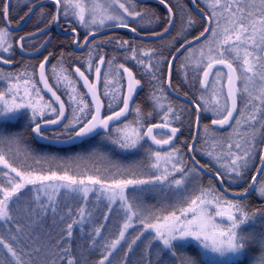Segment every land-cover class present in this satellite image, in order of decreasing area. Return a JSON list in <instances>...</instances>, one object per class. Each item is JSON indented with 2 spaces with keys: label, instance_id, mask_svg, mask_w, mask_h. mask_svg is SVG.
<instances>
[{
  "label": "snow or ice",
  "instance_id": "snow-or-ice-1",
  "mask_svg": "<svg viewBox=\"0 0 264 264\" xmlns=\"http://www.w3.org/2000/svg\"><path fill=\"white\" fill-rule=\"evenodd\" d=\"M52 2L55 6V15L52 17L54 21L58 22L60 16L65 18L71 16L77 23L85 27L96 26L99 28L108 22H113L116 27L128 28L130 27L129 18L143 21L146 17L151 19L154 16L147 10L137 9L133 0H52ZM159 2L167 6L166 0H159ZM196 2L197 0H193V3ZM10 3L11 0H3V3H0V16H3L5 20V26L0 27V53H9L12 49L10 29L7 27ZM208 7L211 12L206 18L207 26L194 39L199 41L201 37H205V34L210 33V38L207 41V55L203 48L200 50L201 63L205 59L207 61L202 69L203 79L200 83L205 89L211 87L213 91L209 100H204L203 104L196 103L197 125H199V110L203 107L207 111L209 110L208 105L212 104L211 111L216 117L212 119V125H218L220 128L232 127L233 124L247 126L248 131L245 133L247 138L243 143L232 142L231 137L217 140L213 136L212 139L215 141L213 148L218 147L220 151H209L207 154L214 157L219 163L215 179L220 183L224 182L225 177L229 178L230 182L243 179L250 168H255L251 183L248 188L244 189L241 196L246 198V194L251 189L264 199V181L258 180V177L264 174V150L261 148L264 145V0H208ZM168 12V26L163 29L164 33H167L169 28L175 24L173 8L168 7ZM194 23L195 21L189 16L186 26L191 27ZM136 30L135 27L131 28L133 32ZM185 30V25H182L181 32ZM72 31L75 33L76 29L73 28ZM88 35H94V33L89 31ZM157 35H162V33H157ZM19 39L24 41L26 38L20 37ZM74 42L79 43L78 41ZM87 43L86 36L85 44ZM117 43L120 47L128 45L133 53L131 58L140 65H145V61L136 54L137 49L131 47L128 41H118ZM190 44L191 41L185 40L180 48H185ZM141 52L143 56L147 57H151L153 54V51L141 50ZM172 59L174 60L175 57ZM3 62L8 63L9 60L4 59ZM45 62L39 66L40 82L54 99L46 101L41 95V88L37 87L30 76L24 78L26 74L21 73L16 76V83L10 85L6 92H0V121L15 120L22 109L30 110L31 121L34 125L32 132L46 139L42 130L43 126L60 124L66 117L65 102L48 83L45 75ZM106 63L111 65L112 61H106L102 55L98 56L93 68V60L91 54L89 55L88 70L95 71L96 82H90L85 72L81 71L79 67L75 68V72L83 79L84 85L92 97L91 105L94 106V111H86L90 109V104L83 97L79 99L75 95L70 97L78 107L73 108L72 119L63 127L65 130L74 129V137H87L97 129L107 131L110 121L119 120L129 112L130 102L133 100L137 86L140 85V80L136 79L133 72L123 64L119 65L122 73L117 70L116 79L110 80L109 73H102V67ZM171 64L170 60L169 77ZM216 65H223L227 71L222 69L213 71ZM145 66L149 70L156 67L150 62ZM123 74H126L127 77L126 92L125 85L121 82L124 79ZM102 75L105 89L103 95L107 97L111 92L112 100H118L122 104L118 111L107 116L101 115L104 105L97 90V84ZM210 76L214 79L210 80ZM155 78L153 74V79ZM238 82H240V86H238ZM21 84L23 85V95H21ZM169 86H171L170 78ZM225 88L226 93L224 92ZM154 99L158 103L160 97L154 96ZM238 100L243 107H238ZM54 104H58V108ZM108 107L112 108L111 101ZM160 108L161 123L152 124L146 128V131H142L144 124L142 119L138 118L125 125L124 129H116L117 136L112 139V143L125 150L142 147L140 142L145 138L150 139L156 145L170 144L179 131L177 127L171 126L172 121L180 120L182 112H178L171 104L167 108L160 105ZM135 111L140 117L139 107H136ZM77 113L82 115H77ZM49 114H54L55 118L44 119ZM155 129H169L170 134H167L166 138H157V135H154ZM205 130L207 131V126ZM69 138H73L72 134H69ZM21 143L22 137L19 133L0 130V165L7 170L2 173L7 179L0 182V222L15 226L14 229L9 228L7 235H0V246H3L7 254L11 256V259H8V256L5 255L3 260H0V264H59V261H66V264H80L79 260L71 256L70 246L64 247L60 241L65 239V235L67 238H71L73 226L83 223L85 217L90 216L91 212H86V209L81 206L75 213L79 216V220L72 219L74 213L71 208L65 215H60L61 209L57 198L69 193L75 194L73 199L79 197L85 202L90 193L96 194L97 198L103 195L109 201L107 206L109 211H111V206L118 201L120 207L126 211L122 230L119 231L117 238L104 245L107 254L103 256L99 264H105V261L109 260V256L113 255V250L125 239V231L132 226L133 217L140 219V223L144 225L145 229H152L155 232L152 239L159 241L162 245L157 250L159 255H162L165 250L175 255L178 244L174 242L194 241L204 250L202 255L207 264H227L226 258L230 255L235 258L231 264H237L240 257L253 248L256 251L252 253L251 264H264V234H261L257 239L254 233H245L242 229L243 225L254 222L258 216L264 218V208L249 212L247 205L240 199L225 198L223 193L217 191L211 183L208 187H200L187 195L181 193L178 204L165 215H157L151 209H143L129 203V198L126 195V189L129 186L139 187L167 182L169 187L175 186L177 190H181L185 188L189 176L193 180L199 178L198 168H187L182 158L177 159L179 149L173 148L171 152L166 153L150 152V158H154L150 167L160 169L161 162L165 165L160 175H155L150 179L113 178L109 183L100 176L81 177L70 175L67 171L63 174H58L55 171L41 174L35 170L24 169L22 166H14L10 159L6 158L3 147L7 145L11 152L12 146L15 145L19 152ZM188 150L194 152L198 149L193 143L188 145ZM257 155L259 156L258 166L254 163ZM192 159L195 164H199L194 156ZM10 173H14L15 176L10 177ZM175 173L181 174L179 179L175 178ZM169 177L172 179L169 180ZM257 184H259L258 188ZM28 186H32V188ZM61 189L64 190L63 193ZM49 212L54 217V225L56 216H59L60 222L66 225L61 229L59 237L52 245L58 247V251L55 252L51 251L50 247L42 245L39 239L31 237L25 232V227L21 226L22 221L26 218L46 217ZM145 212L147 215H143ZM104 219L107 220L108 217L105 216ZM68 220L71 222H67ZM101 227L94 229L93 236L100 235ZM142 235L143 232L131 240L127 246L128 251L132 250V245L136 244ZM24 236H28L32 242V252L28 254V260L23 258V249L18 248V245L25 244ZM49 239L51 240V237ZM209 253L221 259H213L208 255ZM183 264H198V262L193 257L187 256Z\"/></svg>",
  "mask_w": 264,
  "mask_h": 264
},
{
  "label": "rangeland",
  "instance_id": "rangeland-1",
  "mask_svg": "<svg viewBox=\"0 0 264 264\" xmlns=\"http://www.w3.org/2000/svg\"><path fill=\"white\" fill-rule=\"evenodd\" d=\"M197 4L200 5L202 8H204L206 10V13H208V15L210 14L211 10L208 7V0H197ZM63 19L71 21L73 25H75V27L80 29V31H82L85 34H88L89 31L94 32V31L103 29L107 26H114L113 22H108V24H106L105 26H101L99 28H97L96 26L85 27L77 23V21L73 19L71 16H69L68 18H65L63 16ZM209 38H210V33L202 41L187 48L183 52V54L179 56V58L177 59L175 63V67H174L176 77L177 79H179V84L181 86L182 85L185 86V84H187L189 79L194 80L195 84L190 90V93L192 96H194L195 100L201 104L204 103V100H209L211 98L212 91H213L211 87L205 89L204 87H202L200 83L201 79H203L202 69L207 63L206 59L203 60V62L201 63L200 50L203 48L205 51V55H207V48H208L207 41L209 40ZM12 51L10 50L9 53H0V54L4 56H11L13 53ZM213 55H215V52H213ZM53 56L55 57V53L49 52L44 56L43 59L47 57V61L49 62L50 58ZM21 65L23 66L24 69L20 70L18 68H13V67L9 69L0 68V92H6L8 88L10 87V85L16 83V76L21 73L26 74L24 78H27L28 76H30L37 85L36 77L35 76L33 77V74L32 73L30 74L29 71L26 70V68L24 67L25 63L23 62ZM85 69L87 73L91 74L92 82H96L95 71L94 70L89 71L88 66L85 67ZM217 69H221V68H217ZM33 73L35 74V70L33 71ZM47 74H48V79L51 85L54 87L56 91L58 90L60 92L58 93L61 95V97L63 95L62 98L69 108L67 122L65 123L67 124L73 117V108L78 107L77 103L72 101L70 97L74 95L77 96V99H79L80 97H83V99L86 102H87V99L85 95L82 94L81 91L79 90V86H78L79 83L77 79L75 78L74 74L69 73L66 69L65 70L62 69L60 65H58L57 59H55L53 64H50L47 70ZM109 79L112 80V77H109ZM209 79L213 80L214 77L210 76ZM103 80H104V77L102 75L100 82L97 84L98 90L101 89L102 93H104V90H105ZM122 83L125 85L124 90H126V77L125 76H124ZM238 86H240V82H238ZM73 89H75V91H73ZM138 89H139V85L137 86L136 91L134 93H136ZM224 92L226 93L225 89H224ZM21 95H23V85L22 84H21ZM41 95H43L42 92H41ZM154 96L160 97L158 103L154 99ZM102 97L105 100L104 102L106 103V107L109 112L118 111L119 108L122 107V104H120L118 100H112L111 92L109 96L106 97L102 95ZM149 97H150L149 104L152 105L151 109L153 111V114H155L156 117L158 118L156 123L162 122L160 105H163L164 108H167L171 103H172L171 105L174 106V108L178 112H182L180 120H173L172 124H174L175 122H178V124L183 122L184 117H185L184 115H186L187 110L185 109L184 111H182L180 108L179 109L176 108L175 102L165 92L163 93V91H160V90L153 91L149 94ZM201 97H203V99H201ZM44 99L46 101L48 100L45 96H44ZM110 101L112 103V108L108 107V104ZM238 106L243 107V105L241 104L239 100H238ZM136 107H139L140 109V112H141L140 117H138L135 111ZM211 107H213V105L209 104L208 105L209 110L207 111L204 110L203 107L201 108L204 119L200 123V128H199L198 141L200 139L202 143H201L200 149L198 150V155L202 159H204L207 163L214 166V168L218 170L219 163L214 159V157L209 156L207 154L209 151H216V152L220 151L218 147L215 149L213 148L215 141L212 139V137L215 136L217 140H221V138L223 137H231L232 142L243 143L244 140L247 138L245 133L248 131V129L246 125L242 124L240 126H236L233 124L232 127H224L225 130L221 131L220 133L214 131L213 129L215 128L212 126L211 121L212 119L216 117L214 113L211 111ZM86 111H91V108ZM148 114L149 113L144 112L143 106H141L135 100H133L130 106V109H129V113L123 120L110 125L109 130L107 131L102 129L100 131L96 130L93 134L91 133L92 134L91 136H94L96 132H99L98 133L99 136L96 138V140L106 142V144L109 145L108 148L110 149L111 152L108 149L107 151L104 150V151L97 152V151H92L91 149L87 148L86 149L87 151H85L84 149H80L79 151H73V152L67 151L61 156L59 155L49 156V155L36 154V152L31 150V148H28L25 144L20 145L19 152H17L15 145L12 146L11 152L8 150L7 145H5L3 149L7 150L8 152L14 155L18 153H21V155L23 154L22 156L23 159L26 160L29 164L33 163L34 165H36V169L39 170L38 172L41 171L40 172L41 174H47V173H43L42 170L44 169V167L46 168L48 166L49 168L52 165L50 169L48 170L49 172L55 171L58 174H63L65 171H67L70 175H78L81 177L87 176V175L100 176L106 182H109V183L111 182L113 178L133 179L134 178L133 175H135L136 176L135 179H150L155 175H160L161 172L163 171V168L165 167L163 162H161L160 169H154L150 167L151 163L154 162V158H150V152H154V151H160L161 153H166V152H171L173 148L179 149V153L177 154V159L182 158L187 168L194 167V165L190 162L187 156L188 145H190L192 138L188 142L186 139L183 138L182 135L180 136V140H177L178 142L176 141V143H174L173 147H169V148L165 147L160 150H155L151 148L145 139L140 142L142 147H137L136 149H130V150L121 149L118 145L112 143V139L117 136L116 129H124L125 125L130 124L133 121H136L138 118L142 119V122L144 124V128L142 129V131H145L146 127L150 124V122H147L148 118L146 117V115ZM77 115H82V114L77 113ZM18 116L26 117L25 119L27 120L26 121L27 125H29L30 127V134H31L32 126H33L32 121H31V111L22 109L21 113L18 114ZM54 117H55L54 114H49V115H46L44 119H52ZM194 120H195V114H194ZM194 120H193V126H194ZM4 121H7V120H4ZM4 121H0V130L6 131L5 126H4L5 125ZM206 126H207V131L205 130ZM72 130H73L72 128H69L67 131H65L67 134V137H69V134H72V136L74 135ZM53 132L54 131H51L48 134H52ZM259 132H260V129L258 126V134ZM155 135H157V138H161V137L166 138L167 136L166 134L159 133V132H157ZM182 141L185 143L184 148L181 147V144H180ZM92 143L90 142V144ZM76 146H73V147H76ZM262 147L263 145L261 146V148ZM68 148H71V147H68ZM68 148H64V149H68ZM112 148L119 151L121 154H124L127 156L114 154V151ZM193 156L195 157L194 153H193ZM57 164H58V167H56ZM255 164L257 166L259 165V159ZM168 167L170 168V165H168ZM0 170L7 171L6 169H3L2 165H0ZM253 174H255V169L253 170ZM174 175L176 179H179L181 176L180 173H175ZM9 176L14 177L15 174L10 173ZM171 179L172 177H169V180ZM258 180L264 181V174H261ZM225 182L228 184V185H224L225 188L233 193H243L244 189L248 188V185L250 183L249 180L247 182H243L242 179L230 182L229 178L227 177L225 179ZM209 183H211L217 191L221 192L218 188L217 182H215L214 179L204 176L199 171V178L196 180H193L191 176H189L188 182L186 183L185 188L181 190H177L175 186L169 187L168 183L165 182L164 184L155 183V184L141 185L139 187L129 186L128 189H126V195L129 198V203L138 205L143 209H151L150 206L153 201H156L155 203H158L161 201L164 206H167V208H170L169 206L174 207L178 204V201L181 198V193H183L184 195H187L189 193L196 191L200 187H204V188L208 187ZM28 187L32 188V186H28ZM256 187L258 188L259 184H257ZM61 192L63 193L64 190L61 189ZM74 195L75 194L69 193L65 195L64 197L73 198ZM61 197H58L57 200H59ZM133 197H135V199H133ZM225 198L229 200H238V199L229 198L227 196H225ZM246 198L250 199V200H243V203L247 205L248 211L254 207L253 206L254 204L256 205L257 208L259 207L264 208V199L259 197L256 191H253V193L247 196ZM76 200L80 207L82 206L86 209V212H91L90 216L85 217L83 223H77L78 228L81 229V231H83L84 229L82 228V226L87 225L88 227H90V230H91L90 233L93 234L94 229L96 227L102 226L100 235L94 236V237L101 238L103 247L107 242H110L112 239L117 238L118 233L120 230H122V226L126 219V211L125 209H122L120 207L119 201L113 204L111 206V211H109L107 207L109 204V201L103 195H100L99 198H97L96 194L90 193L89 198L86 202L80 199L79 197H76ZM152 212L157 215L166 214L165 212L161 210L158 212H154V211ZM143 215H147V213L145 212L143 213ZM105 216L108 217L107 220L104 219ZM76 219L79 220L78 215ZM95 220H97L98 222H96L92 226ZM152 222H155V221H152ZM131 223H132V226L125 231V239L121 241L120 245H118L115 250H113V255L109 256V260L105 261V264L111 261L112 258H117L116 255H119L121 253H122L121 259L117 258L118 261H121L120 264H149V261H151V264H183V261L185 257H187V255H183L184 253L182 252L181 245L188 244V243L197 244L194 241L174 242L178 244V246L175 249V255H173L172 252L168 250H165L162 255H159L157 250L161 248L162 245L159 241L152 239V237L155 235V232L152 229H145L144 225L140 223V219H138L137 217H133V220ZM242 229L244 230L245 233H254L256 235V238L259 239L261 234H264V218H260L258 216L254 222H248L245 225H243ZM141 232H143V235L141 236L140 240H138L136 244L132 245L131 251H128V247H127L128 244L131 242L132 239L135 238V236H137ZM0 248L6 251V249H4L3 247H0ZM106 254L107 253H105V255ZM211 255H214V254H211ZM226 259L227 261H231L235 258L231 257L230 255ZM246 264H251V258Z\"/></svg>",
  "mask_w": 264,
  "mask_h": 264
},
{
  "label": "trees",
  "instance_id": "trees-1",
  "mask_svg": "<svg viewBox=\"0 0 264 264\" xmlns=\"http://www.w3.org/2000/svg\"><path fill=\"white\" fill-rule=\"evenodd\" d=\"M134 2V1H133ZM135 6L139 10H147L149 14H154L151 19L149 17H146L143 21L138 20H132L129 18V25L130 27H135L138 33L141 34H155L162 32L165 27H167V20H168V14L164 10L163 7H161L157 3L153 2H144V3H137L134 2ZM166 3L169 7L173 8L174 10V20L175 24L173 26L172 31L165 37L155 40V41H141L136 39L132 34L126 31H117L115 33H111L109 35L97 38L93 41V51H94V60L98 56L104 55L105 48L110 46V53H114L113 60L115 63L119 66L120 64H123L125 67H128L134 74L135 78L140 80V90L137 93L135 101L144 107L145 113H151V115H146L147 122L156 123L157 117L155 114H153L152 111V105L149 104V94L153 91H163L164 90V83H165V77H166V71H167V64L172 56V54L176 51V49L185 42V40H189L197 35L200 34V32L203 31L204 28V22L197 16H195L188 4V0H166ZM191 17L195 23L191 27L186 26V21L188 17ZM182 25H185L186 30L181 32ZM179 34V35H178ZM118 41H128L129 45L131 47H135L137 49V55L139 58L143 59L145 61V65H148L149 62L152 65H155L156 67L149 70L145 65H140L137 63L136 60H133L131 57L133 53L130 51V48L128 45L124 47H120L117 43ZM104 47V48H103ZM141 50L144 51H153V54L151 57L143 56ZM69 52H64L61 61H69L73 58ZM125 57H128L127 59ZM147 58V59H146ZM57 59L56 56L54 57V60ZM16 63L22 64L26 61V59L17 58ZM176 63V62H175ZM175 67V64H174ZM173 67V77H172V88L176 90L179 93H182L184 95L189 96L193 101L197 103L194 96L191 95L190 90L192 89L194 83V80L189 79L187 84L180 85L179 79H177L175 70ZM66 70L72 74L70 67H66ZM119 70V69H117ZM116 70V71H117ZM116 74V73H115ZM153 74L155 75V79H153ZM34 77V75H33ZM112 80L116 79V75H111ZM122 82V81H121ZM181 87H180V86ZM184 87V88H183ZM57 92H59L57 90ZM101 97L103 95L101 89H100ZM60 93V92H59ZM60 95V94H59ZM63 97V95H62ZM103 99V98H102ZM172 99V98H171ZM175 102L176 108H180L182 111L185 109L187 110L186 115H184L183 122L179 123L175 122L172 124V126L178 127L180 129V136L182 135L184 139H186L188 142L191 140L193 136V120H194V111L192 108L187 106L186 104L177 101L175 99H172ZM104 109L109 113L106 103L104 102ZM88 102V101H87ZM89 103V102H88ZM90 104V103H89ZM26 117L18 116L15 120L10 121H4L5 123V129L8 132L13 133H19L22 137V143L25 144L28 148H31L36 154L41 155H49V156H55V155H63L67 151H79L80 149H86L89 148L92 151H107L109 145L106 144L104 141H98L96 138L99 136V132H96L94 136L86 137L83 139V141L80 143V145L76 147H71L68 149L64 148H57L50 145H44L37 143L33 140L30 134V127L27 125ZM204 119L202 114V120ZM201 120V122H202ZM214 131L220 133L221 131L225 130L222 129H213ZM64 128L60 130L54 131L51 136H60L64 137L67 136ZM71 133V132H70ZM66 134V135H64ZM90 142L92 144H90ZM201 140L197 142V145L195 146L196 149H200L201 147ZM113 149V148H112ZM4 150V149H3ZM198 150L194 152L195 158L207 169L217 172V169L214 168V166L207 163L204 159H202L198 155ZM114 154L116 155H122L127 156L124 154H121L119 151L113 149ZM6 152L7 158L10 159V162L14 164V166L17 167H23L24 169H31L35 171H39L36 169V165L33 163L29 164L26 160L23 159V154H12L8 152L7 150H4ZM111 152V151H110ZM258 155L256 157V160L254 163L258 161ZM37 160V159H36ZM52 166V165H51ZM50 166V167H51ZM50 167L48 166L42 170L43 173H48ZM58 167V164L56 165ZM42 168V167H41ZM255 168H250V170L245 174L244 178L242 179L243 182H247L250 177L253 174V170ZM41 170V169H40ZM41 172V171H40ZM3 171L0 170V182L5 181L7 178H5L2 175ZM134 178H136L135 175H133ZM226 177L224 178V185H228L225 182ZM215 181V180H214ZM27 191V189H25ZM250 198V197H249ZM241 202L243 200H250L248 198L240 199ZM156 201H153L150 208L154 212L163 211L167 214V212L171 211L173 207L169 206L170 208H167V206H164L163 203L160 201L158 203H155ZM59 206H60V215H65L69 208L72 209L74 215L72 219H76L77 215L76 210L79 206L76 199L73 198H66L62 196L58 200ZM254 207L249 210V212H253L257 209H262L261 207L257 208L256 205H253ZM53 215L51 212L47 214L46 217H39V216H33L31 219H25L22 221V227H25V232L31 235L33 238L39 239L40 243L46 247H50L51 251L55 252L58 251V247L52 246L55 242V240L59 237L61 229L65 228L66 225L62 222H60L59 216L55 217L56 224H53ZM67 222H71V220H68ZM98 222L95 220L92 224V226ZM91 226V227H92ZM12 227L14 229V225H8L3 222H0V235H7L9 228ZM83 231L78 228V224H75L73 226V236L71 238H67L65 235V239L61 240L60 243L64 247L70 246V253L71 256L77 260L80 261V264H99V261L103 258L105 255V248L103 247V244L101 242V238H95L93 234L90 233V227L87 225L82 226ZM23 235V234H21ZM51 237V240L49 239ZM25 244H27V247H25V244L18 245V248L23 249V258L25 260L29 259V255L32 252V242L28 239V236H24ZM3 247V246H0ZM183 255L191 256L193 257L198 264H207L205 259L203 258V249H201L198 244L188 243V244H182L181 245ZM256 251L255 248L246 251L240 259L237 261V264H246L251 256L252 253ZM7 255L8 259H11V256L7 254L6 251L2 250L0 248V260H3L4 256ZM182 255V256H183ZM209 256L213 257V259H221L219 257H216L215 255L208 254ZM117 258L121 259L122 253L119 255H116ZM184 257V256H183ZM55 258V257H53ZM117 258L111 259V264H120L121 261H118ZM130 258V257H129ZM232 261V260H231ZM231 261H227V264H231ZM59 264H66V261H59ZM109 264V262L107 263Z\"/></svg>",
  "mask_w": 264,
  "mask_h": 264
},
{
  "label": "flooded vegetation",
  "instance_id": "flooded-vegetation-1",
  "mask_svg": "<svg viewBox=\"0 0 264 264\" xmlns=\"http://www.w3.org/2000/svg\"><path fill=\"white\" fill-rule=\"evenodd\" d=\"M41 1H43V0H11L10 8H9V16L7 18L9 26L10 27H18V26L22 25V23L25 20L29 11L37 3L41 2ZM0 3H3V0H0ZM197 7L201 12H203L204 14H206L208 16V13H206V10L204 8H202L198 4H197ZM53 15H55V6L53 3L49 2V3L40 4L34 10L31 17L29 18L28 22L23 27H21L18 30H11L10 29V36H11V42H12L11 51L13 50L12 51L13 53L11 56H4V55L0 54V57H2L3 59L9 60L10 65L9 66L0 65V68L9 69V68L13 67V68H18L20 70L24 69L20 63H16L17 58H22V59H26V61L24 62L25 63L24 67L26 68V70L29 71L30 74L32 73L36 77V69H37L38 65L42 62H45V59H43L44 56L49 52H51V53L53 52V53H55V56L57 58L58 65H60V67L62 69L65 70L67 66L70 67L71 72L74 74L75 78L77 79V81L79 83L78 84L79 90L81 91L82 94L85 95L87 101L90 103L91 111H94V107H93V105H91V101L88 99V97L86 95L84 87L81 83V78L75 72V68L79 67L81 69V71L85 72V75L88 77L89 81L92 82L91 74L87 73L85 67L88 66V60H89L90 54H91V57L93 60V68L95 67V64H96V60H94V51H93V45H92L93 41L97 38L109 35L111 33H115L117 31H123V30L108 32V33L102 34V35L97 36V37L89 38L88 34H85L82 31H80V29L75 27V25H73V23L71 21L63 19V16H60V18L57 22V21H54L52 19ZM4 26H5L4 17L0 16V27H4ZM56 26H57V28H56ZM204 26H205V22H204ZM107 27H111V26H107ZM107 27H105V28H107ZM73 28L76 29L75 33L72 31ZM105 28H103V29H105ZM103 29H100V30H103ZM42 30H46V31L44 33L38 35V36L24 40L21 43L23 45L22 49L25 51L34 52L38 49H42L41 52H39L36 56H33V57H25V56L21 55L17 49V46H16L19 38L33 34V33H36L38 31H42ZM100 30H97V31H100ZM97 31H94V32H97ZM86 36L88 39L87 44H85V37ZM74 41H78L79 43H76ZM110 48H111L110 46L106 47L105 53H104V55H102V56H104L106 61H112L111 65L106 63L102 67V72L103 73H109L110 74L109 77H111V75H116L115 74L116 70L119 69V66L113 60L115 54L110 53ZM64 52H69L70 54H72L71 56H73V58L69 61H64V62L61 61V57H62ZM54 61H55L54 56L50 58L49 62L46 61V63H47V68H46L47 79H48V74H47L48 67L50 66V64H53ZM34 70H35V74L33 73ZM119 72L122 73V69H119ZM123 76L126 77V74H123ZM126 84H127V77H126ZM171 85H172V80H171ZM97 90H98V88H97ZM139 90H140V85H139V89L137 90V92L133 94V100L136 99V96H137V93ZM99 91H100V89L98 90V93L100 94ZM125 92H126V90H125ZM100 98L103 101V99H102L103 97H101V94H100ZM132 101L130 102V106L132 104ZM65 106L67 108V117H68V113H69L68 109L69 108H68L66 103H65ZM130 106H129V109H130ZM112 113L113 112L107 113V111H105L104 106H103V116L111 115ZM127 114L114 123H117V122L123 120L127 116ZM66 122H67V119L64 122V124ZM114 123L109 124V126L114 124ZM63 125H61L56 130L62 129ZM56 130H54V131H56ZM72 131L74 134V129ZM50 132L51 131L45 132V134L50 135V134H48ZM92 134H89V136H87V137H90ZM54 137H60V136H54ZM64 137H67V136H64ZM64 137H61V138H64ZM85 138L86 137H84L83 139H85ZM83 139L81 140V142L83 141ZM177 140H180V129L176 133V136L171 141V143L166 145V148L173 147L174 143H176ZM80 143H79V145H80ZM180 144H181V147H183V148L185 147V143L183 141ZM251 177L249 179L250 183H251ZM258 179H259V177H258Z\"/></svg>",
  "mask_w": 264,
  "mask_h": 264
},
{
  "label": "water",
  "instance_id": "water-1",
  "mask_svg": "<svg viewBox=\"0 0 264 264\" xmlns=\"http://www.w3.org/2000/svg\"><path fill=\"white\" fill-rule=\"evenodd\" d=\"M137 3H144V2H153V3H157L159 4L161 7L164 8V10L167 12L168 14V17H169V12H168V5L165 6L164 4H161L159 2V0H133ZM53 3L52 0H43L39 3H37L30 11L29 13L27 14L25 20L23 21L22 25L18 26V27H10L9 24H7V27L11 30H18L20 29L21 27H23L29 20V18L31 17L32 13L34 12V10L40 5V4H44V3ZM188 4H189V7H190V10L192 11L193 14H195L197 17H199L200 19H202L204 22H205V26L206 25V18H207V15L204 14L203 12H201L197 6H196V3H193V0H188ZM57 28V26H56ZM173 27L169 28V31L167 33H164L163 31L160 32L162 33V35H157V34H152V35H145V34H140L138 33L137 31L133 32L131 31V27H128V28H123V27H116V26H111V27H107L103 30H100V31H97V32H94V35H89V38H93V37H97V36H100L102 34H105V33H108V32H113V31H117V30H123V31H127L129 33H131L135 38L141 40V41H155V40H158V39H161L165 36H167L171 31H172ZM46 30H42V31H38L36 33H33V34H30V35H27V36H23L27 39H30V38H33L35 36H38L42 33H44ZM208 34H205V37L207 36ZM199 36V35H198ZM197 37V36H196ZM205 37H201V39L199 41L195 40L194 38L188 40V41H191V44L190 45H186L185 48H180V46L177 48V49H180V51H175L174 54L172 55V57L170 58V60L172 61V64H171V72H170V77H169V67L167 66V73H166V79H165V84H164V88H165V92L168 96L178 100V101H181L185 104H187L188 106H190L194 112H195V120H194V131H193V137H192V140H191V144L197 143L198 141V137H199V125H197V110H196V103L194 101H192L189 97H186V96H183V95H180L178 93H176L175 91H173L172 87L169 86V78H170V81H171V75H172V68H173V64L174 62L176 61V59L178 58V56L187 48H189L190 46L200 42L201 40H203ZM23 41H20V39L18 40L16 46H17V49L19 51V53L25 57H33V56H36L39 52H41L42 49H38L34 52H28V51H25L22 49L21 47V43ZM76 44V43H75ZM175 57V59L173 60L172 58ZM3 58L0 59V65H3V66H9L10 65V62L8 63H4L3 62ZM169 60V61H170ZM41 64V63H40ZM40 64L38 65L37 69H36V80H37V84L39 86V88H41V92L43 93V95L48 99H54L51 97V93L47 92L46 89H44V86L43 84L40 82ZM169 65V63H168ZM46 68H47V63L45 62V75H46ZM215 68H222L224 69L223 65H216L214 67ZM213 69V70H214ZM225 71H227V69H224ZM79 76V75H78ZM47 77V76H46ZM49 83V81H48ZM81 83L84 87V90L86 92V95L88 97V99L91 101L92 100V97L91 95L89 94V91L87 89V87L84 85V82H83V79L81 78ZM49 85L51 86V84L49 83ZM54 90V89H53ZM226 90V88H225ZM55 91V90H54ZM57 93V92H56ZM58 95V94H57ZM62 100V98H61ZM54 106H56L58 108V104H54ZM94 107V106H93ZM101 115L103 116V108L101 109ZM65 117L67 119V108L65 106ZM123 117V116H122ZM121 117V118H122ZM55 118V117H54ZM120 118V119H121ZM53 119V118H52ZM66 119H64L62 121V123L60 124H57V125H44L42 130L43 132L44 131H49V130H54V129H57L59 128L61 125H63V123L66 121ZM200 120H201V111L199 110V124H200ZM117 120H113V121H110L109 124L111 123H114L116 122ZM153 124H157V123H153ZM152 124L148 125V126H151ZM147 126V127H148ZM213 127H216V128H220V126L218 125H212ZM146 127V128H147ZM226 127V126H225ZM97 130H101V129H97ZM146 131V129H145ZM157 131H160V132H164V133H167V134H170V130L169 129H155L154 130V134L155 132ZM31 135H32V138L40 143V144H46V145H50V146H53V147H57V148H66V147H72V146H75V145H78L81 140L84 138V137H74L73 135V138H55V137H50V136H47V135H44L45 137H47L46 139L45 138H42L40 136H37L34 132L31 131ZM196 138L195 140L193 138ZM145 140L147 141V143L150 145V147H152L153 149L155 150H160L162 148H164L166 145H156L154 144L150 139H147L145 138ZM262 150H264V145L262 147ZM187 156H188V159L190 160V162L194 165V167L198 168L199 171L206 177H209V178H212L214 179L216 182H217V185H218V188L219 190L227 197L229 198H232V199H243V197L241 196L242 193H233V192H230L229 190H227L225 188V186L223 185V183H220L219 181H217L215 179V173L212 172V171H209L207 170L205 167L201 168V164L199 163L198 165L194 163L192 157H193V152H189V150L187 149ZM196 160V159H195ZM197 161V160H196ZM244 193V192H243ZM253 193V190L249 189L248 193L246 194V197L249 196L250 194Z\"/></svg>",
  "mask_w": 264,
  "mask_h": 264
},
{
  "label": "bare ground",
  "instance_id": "bare-ground-1",
  "mask_svg": "<svg viewBox=\"0 0 264 264\" xmlns=\"http://www.w3.org/2000/svg\"><path fill=\"white\" fill-rule=\"evenodd\" d=\"M196 6H197V3H196ZM190 8V7H189ZM198 8V7H197ZM192 12V11H191ZM195 15V14H194ZM196 16V15H195ZM205 27V26H204ZM141 34V33H140ZM173 55V54H172ZM172 57V56H171ZM170 57V58H171ZM170 60V59H169ZM176 61H177V59H176ZM175 61V62H176ZM175 62H174V64H175ZM168 63H169V61H168ZM174 64H173V67H174ZM167 66H168V64H167ZM166 73H167V71H166ZM172 77H173V68H172V75H171V80H172Z\"/></svg>",
  "mask_w": 264,
  "mask_h": 264
}]
</instances>
